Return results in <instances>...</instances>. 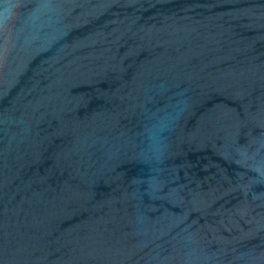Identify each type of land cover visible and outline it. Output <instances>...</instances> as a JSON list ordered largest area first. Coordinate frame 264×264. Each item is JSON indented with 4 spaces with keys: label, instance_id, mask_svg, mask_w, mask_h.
Here are the masks:
<instances>
[{
    "label": "water",
    "instance_id": "obj_1",
    "mask_svg": "<svg viewBox=\"0 0 264 264\" xmlns=\"http://www.w3.org/2000/svg\"><path fill=\"white\" fill-rule=\"evenodd\" d=\"M0 264H264V0H0Z\"/></svg>",
    "mask_w": 264,
    "mask_h": 264
}]
</instances>
